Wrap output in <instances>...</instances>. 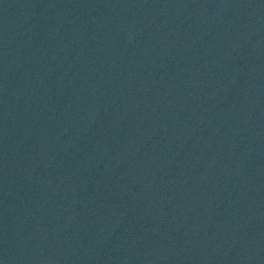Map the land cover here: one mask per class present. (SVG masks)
<instances>
[{"label":"water","instance_id":"95a60500","mask_svg":"<svg viewBox=\"0 0 264 264\" xmlns=\"http://www.w3.org/2000/svg\"><path fill=\"white\" fill-rule=\"evenodd\" d=\"M0 264H264V0H0Z\"/></svg>","mask_w":264,"mask_h":264}]
</instances>
